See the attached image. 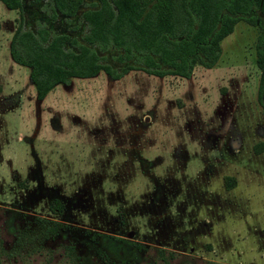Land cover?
<instances>
[{"label": "rangeland", "instance_id": "1", "mask_svg": "<svg viewBox=\"0 0 264 264\" xmlns=\"http://www.w3.org/2000/svg\"><path fill=\"white\" fill-rule=\"evenodd\" d=\"M258 21L188 79L101 71L38 100L9 53L19 12L0 2V264H264ZM117 54L101 55L119 68Z\"/></svg>", "mask_w": 264, "mask_h": 264}, {"label": "trees", "instance_id": "2", "mask_svg": "<svg viewBox=\"0 0 264 264\" xmlns=\"http://www.w3.org/2000/svg\"><path fill=\"white\" fill-rule=\"evenodd\" d=\"M96 1L80 10L83 0H0L19 12L9 53L16 64L29 68L36 99L71 78H92L101 71L113 79L130 70L188 79L196 65H216L221 41L239 21L259 26L264 18V0ZM29 14H34L33 27L27 26ZM58 22L72 26L56 31L52 25ZM79 29V36L70 34ZM110 48L118 52L113 60L119 68L104 62L101 54ZM255 64L260 70L257 99L264 110L263 31L257 36ZM50 210L61 212L63 204L54 200ZM57 226L53 222L47 230L55 233Z\"/></svg>", "mask_w": 264, "mask_h": 264}, {"label": "water", "instance_id": "3", "mask_svg": "<svg viewBox=\"0 0 264 264\" xmlns=\"http://www.w3.org/2000/svg\"><path fill=\"white\" fill-rule=\"evenodd\" d=\"M132 235H133V232H129L128 236L130 237V236H132Z\"/></svg>", "mask_w": 264, "mask_h": 264}]
</instances>
